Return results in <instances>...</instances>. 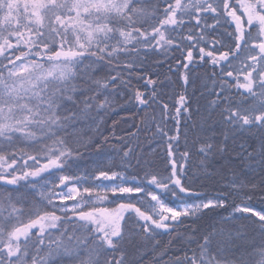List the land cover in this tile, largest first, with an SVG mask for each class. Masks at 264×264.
I'll list each match as a JSON object with an SVG mask.
<instances>
[{
    "label": "snow or ice",
    "instance_id": "1",
    "mask_svg": "<svg viewBox=\"0 0 264 264\" xmlns=\"http://www.w3.org/2000/svg\"><path fill=\"white\" fill-rule=\"evenodd\" d=\"M149 260L264 264V0H0V264Z\"/></svg>",
    "mask_w": 264,
    "mask_h": 264
},
{
    "label": "trees",
    "instance_id": "2",
    "mask_svg": "<svg viewBox=\"0 0 264 264\" xmlns=\"http://www.w3.org/2000/svg\"><path fill=\"white\" fill-rule=\"evenodd\" d=\"M159 71L167 72V68L165 67V68L159 69ZM168 75H170L173 80H176L175 75H173L172 73H168ZM129 115H131V114L130 113H121L120 116L114 117V119H116L119 122L120 127L128 128L130 125L124 124L123 119ZM111 125H112V120L107 119L105 127L103 129H101V131L104 133V135L110 137V133H109L108 129L111 128ZM100 139L102 140L103 137L101 136ZM114 145H116V141L112 140L111 138L109 139L108 144L105 145V151H109L113 155V158L115 155L113 152V146ZM93 156H94V154H92L91 152H86L84 154L83 158L79 161V164L83 163L87 157L92 158ZM229 175L230 174H228V173L225 174L226 179L228 178ZM226 179H225V182H226ZM207 192L211 196L213 194V189L209 188V189H207ZM212 222L213 221L209 218V219H206L204 221H201L199 225H193V227H207ZM179 231L181 233H183L184 229L181 228ZM158 240L160 241V244L162 246H164L165 248L170 247L173 252L177 251L181 247V242L177 240L176 233H173L171 236H169L167 234H162V235L158 236ZM170 241H171V244H169ZM147 264H151V260H149L147 262Z\"/></svg>",
    "mask_w": 264,
    "mask_h": 264
},
{
    "label": "rangeland",
    "instance_id": "3",
    "mask_svg": "<svg viewBox=\"0 0 264 264\" xmlns=\"http://www.w3.org/2000/svg\"><path fill=\"white\" fill-rule=\"evenodd\" d=\"M106 153L109 156L113 157V155L109 151H106ZM93 159H94V156L92 158L87 157L83 163L79 164L78 168L76 166H73L71 172H75L77 174H83L84 170H86V169L90 170V169L94 168L95 165L92 163ZM106 159H107V157H106ZM71 172L70 173H64V174H71ZM96 183H98V181Z\"/></svg>",
    "mask_w": 264,
    "mask_h": 264
}]
</instances>
